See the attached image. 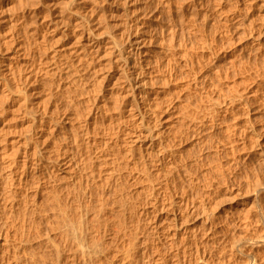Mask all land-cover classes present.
<instances>
[{"label":"rangeland","instance_id":"374dc122","mask_svg":"<svg viewBox=\"0 0 264 264\" xmlns=\"http://www.w3.org/2000/svg\"><path fill=\"white\" fill-rule=\"evenodd\" d=\"M26 1L27 4H25L24 10L29 13V18L32 21L31 27L33 24L37 25L39 21L43 20L50 23L52 22V25L58 27L55 33L56 38H52L55 49L60 50L63 53V57L76 60L77 65L72 67L70 66L69 70L67 71L68 73L65 74V82L71 84L75 90H73L72 87L67 88V85H65L64 91L69 93L70 96L74 97L75 103H77L76 105L80 111L79 113H82L81 115H84L85 117L89 110L88 107L90 108L94 100L99 101L100 105L104 103L107 106L104 107L107 117L103 120H100L99 123L97 122V124H94L95 127L92 125L90 129V137L99 142L100 145H103L104 141L112 140V138H114V130L115 127H117L116 124L119 125V123H121L120 126L129 129L131 120L128 117L130 116L128 109L131 103V97L125 96L121 90L123 81H117L118 75L115 77L113 76L116 74V72H114L115 64L111 62L112 57L110 55H105L103 51L97 54H94L95 52H93L88 54L90 56L94 55V61L91 64L88 65L83 62L78 64V56H82L84 52L88 53L89 49V44H86L84 41L85 38L81 39L80 41H76V34H80L83 31V29H81V24L79 23V18L81 16L77 17L76 15H83L84 9L82 8V3L85 0L77 1V8L75 9H72L70 5L64 6L66 3L65 0ZM247 1L248 0H225L224 2L218 0H133L130 3L131 10L138 11L142 22L145 23L142 28L143 34L146 36H153H151L153 40L148 41L144 47L145 50L149 51V53L145 55V58L146 60L150 59V61L148 63L145 62L148 65H145L146 69L144 73V81H142V83H144L143 87L145 89L151 90L153 93L158 91V94L162 96V101L164 103L156 110L155 120L157 129L160 133H166V135H168L175 147V150L178 151L179 157L183 160V162H185V168L183 167L180 170L181 177L178 179L180 182L177 180V183L180 185V188L183 185L181 190L185 189V191L188 189L192 190V188L195 189L193 185L196 184L195 186L198 188H196L195 192L193 191L194 193H192V195L195 198L199 197L200 195L202 198L204 197L203 199H206L205 201L208 205V209L204 213L200 212L197 217L183 225L182 228L185 227L184 229L188 230V238H179L177 241L178 243L176 242L177 244L171 245L170 242L174 239L163 237L162 243H164V245H161V251H159L160 249L157 250V248H154V246L152 247L153 239H155L153 225L151 226L150 223L147 224L148 222L142 216L134 214L132 218L133 221L129 217V207H134L135 205L137 206V204L140 206L141 203L142 206L146 204L144 207L146 209H151V200H149V197L147 196L148 194L144 193V191H141V187L145 185V182L142 181L141 183L136 184V186L135 184L126 183V176L127 173H129L130 167H132V165H129L130 167L127 166V163L123 161L122 156L118 158V160L120 159L118 162L113 161L112 163L111 159L106 161L99 159L98 156H100V154H98L93 158V161H88V164L84 165L86 155L85 150L82 148L79 154L76 155L75 164L78 163L76 167L79 168L76 169H78V173H82L83 178H85L84 176L87 174V180L82 178V183L79 180L76 182V184H72L67 177H64L63 180H60V182L57 181L61 188L64 187L62 188L63 193L67 194V192L70 193L72 192L71 190H73L72 194H74V199H76L75 202H77L81 199V196L82 198L84 197L83 193L86 190L85 188H88V183L89 185L92 183V185L95 186V184L99 183L102 179L108 177V173L112 171H115L114 173H111L114 180L116 182L122 183L124 186L123 190L120 192L122 193L124 200H121V196L115 195V190L113 191L112 189L114 185H106V187L104 186L103 188L105 192L103 194H105L106 199L108 197V203L111 204V207H109L114 208L115 211H110L106 215V218L108 216L107 219L110 221L109 223H111V226L107 229V231L103 232V230L100 228V233H94L96 234L95 242L98 240V243H100V248L98 249H101L102 247V250L104 251L103 252L100 250L102 252L100 256H107V261L105 260V263L103 262L102 264H149L148 262L150 260V262L158 260L155 262V264H201L203 262L202 258L200 257H202L205 251H210V255H214L216 253L214 256H220L218 253H221V255L223 254L222 257H219L220 260L223 259L220 261L221 263H217L218 261L215 262L218 259L214 258L215 261L213 260L214 262H210V264H252L253 260L256 258V260L261 261L263 259L261 264H264V254L262 251L254 248L257 252L254 250L252 253L254 256H256V258H254L250 251L247 252L249 249V244L247 242H252V237H262L259 235L260 232L261 235L263 234L264 236V230H260L259 228L261 222L259 217V209L262 208L264 211V199L262 198L264 196V165L262 164L260 157V153L264 151V17L262 16L264 14V7L261 9L257 8V6L261 5L262 2L264 3V0H249L251 1L250 4L252 6V10L247 9V7L250 5ZM98 2L100 6L99 8L101 9L99 12L100 14H98L101 17L96 18L95 20L98 21L99 19L98 23L89 19V22H83L85 24L83 26L98 27V34H101L103 38L105 37L108 39L109 35L113 36L119 32L121 28V22L125 17V6L116 0H109L110 5H108L109 3L106 4L105 0H98ZM21 8L22 6H20L18 10ZM76 10L78 11L77 13ZM202 14L205 15V17H203ZM182 16L185 18L187 17L186 20L189 22H191L193 18V21H195L194 23H196V27L194 24H190L189 22L188 23L190 25L187 24L185 26H181L179 20ZM206 17L207 22L205 21ZM90 22L93 23L91 24ZM237 26H240V28ZM31 27L30 31L32 32L36 27ZM79 27L80 29L78 30ZM182 27L184 30H182ZM218 32L221 33L219 34ZM8 33H11V30H9ZM15 35L18 40H22L25 37L22 32L20 34L15 33ZM31 35L32 36L30 38L33 39V36L35 35ZM206 36L208 37L206 38ZM202 39L210 41L208 48H210V46H215L213 48L217 50L216 51L214 49L220 57L219 59L211 57V61L209 62L213 61L214 63H205L206 60H209L207 58L208 45L204 46L203 41L205 42L206 40ZM213 39L215 41L211 42ZM40 40L41 39L37 40L36 43ZM2 41L4 42V40ZM3 42L0 46V66L4 65V63L6 64L13 56L19 57L20 61L30 62L31 55H25L22 49L18 48L19 45L14 44V46L10 42V44L7 43L6 46H3ZM32 45L34 46V43ZM17 52H19V55H15ZM219 52H221V54H219ZM167 57H170V60L167 59ZM204 58L206 60H203ZM166 60L167 64L170 63L168 66L165 64ZM64 72L66 71L64 70ZM70 72L78 73L71 75L69 74ZM169 72L172 75L171 79L166 76L170 74ZM217 72L222 76L218 75ZM209 73H211V76ZM216 74L218 76H216ZM107 75L113 77H110L108 82L105 78ZM174 76L175 78H173ZM217 80L220 81L222 85ZM206 82L210 84H207ZM213 82H215V85ZM103 85H105L104 88ZM209 85L211 88H213L209 89L214 92L216 91L215 93H219V96L221 97L225 95L226 98H230V96H233L234 94L240 95L242 92H244L241 96L245 95L243 96L244 98L249 97V99H251V105L248 108L243 107V110L239 109V111L241 110L240 112L245 113L247 116L244 114L246 117H240L239 120L237 119L238 121L236 120L237 125L239 123L240 127L236 137V144H230V146L226 135H224L225 137H223V135L221 136L222 141H225L226 144L229 145L227 146V153L229 152L228 154L230 156L231 153L232 155L234 154V157L232 156V158H230L229 155L226 156V150L221 148L222 145L220 144V146L219 143H217L219 148L225 150L221 151L223 155L221 152H218V145H216V143L213 145L214 149L209 148L210 144L207 143H211V141H207L209 140L208 137L206 138V136H204L203 138V134L201 133L200 135V133L196 130V127L194 128L190 121H187V119L196 120L198 117L201 118L200 115L204 113L205 106H207L205 103L208 99H205L206 97H203L204 95L201 92H203V88L205 86L209 87ZM208 100L209 101L207 103L209 105L210 98ZM119 101L121 102V106L118 103ZM187 114H190L191 116ZM188 116L191 119H189ZM192 116L195 117L193 118ZM109 117H113V121L110 123V125L108 121ZM185 117L187 119H185ZM84 119L82 118V121ZM225 119L226 118H224V120ZM247 119L249 120L248 124H246ZM198 120L196 121L198 122ZM231 120H233V123ZM225 121L224 126H226L227 123L228 125H235V119L232 117H228V119ZM78 125L79 123H77L75 120L66 119L62 123V129L59 133L58 140L62 142L63 145L71 143L74 136L79 131V129H76ZM21 127L22 126L19 123V126L15 131L3 132L2 129L5 131L7 124L0 122V140L6 138V142H9H7V145L9 148H11L13 146L15 137H17L22 132ZM245 129L247 131H245ZM205 133H207V131H205ZM243 135H246V137ZM125 136L126 137H124V140L126 142L130 141V139H136L132 134H125ZM202 140L207 142L204 143ZM6 142L0 144V149H3V147L6 146ZM142 143V140H140V142H136L134 145H127L128 148L132 149L131 154H133L134 158L137 160L142 154V150L139 149V146ZM204 144L208 147H206ZM231 147L233 149L236 148L234 149L236 151L234 152L233 150L232 152ZM110 152L111 151L109 150L105 151L106 154H111ZM113 153L114 152H112V154ZM235 153L239 159L237 156V158L235 157ZM218 156L219 158H217ZM228 161H230V163ZM231 161L235 162V164ZM225 162H227V164ZM91 169L96 172L101 171L102 174L100 176L98 174L95 175L90 172ZM136 171H139V168H135V170H133L134 173ZM88 173H91L92 175ZM120 174H126L123 175L126 179L124 180L121 178ZM119 177L120 180H118ZM189 178H196L194 180L195 183H191ZM36 185L33 188L31 186L30 191H33L36 188ZM184 186L187 188H184ZM66 187L70 188L71 190L67 189ZM99 191L100 189H97L94 194L96 196L98 193L101 194ZM87 194L89 195L86 190L85 195L87 197L85 196L86 198L84 197L85 199L83 198L82 200L83 203L86 201L89 204V201H87L89 200V196ZM95 198L98 199L97 197ZM87 203L85 206L88 205ZM120 208L124 209L122 214L125 216H120L117 219V215H120ZM248 208L250 212L248 217H250L251 220H247L248 218L246 217V210ZM86 218L87 222L89 223L87 224L90 226L89 228L92 226V228H98L96 224L97 218L95 217L93 208L89 213H87ZM161 221L160 223L162 224ZM210 225L212 229L214 228L213 230H210ZM245 225L249 227V229L246 228ZM258 230L260 231L258 232ZM182 232L180 231L179 233ZM94 234L90 236L93 240ZM13 235L14 233L12 234V241H14ZM98 235L100 236L99 238ZM195 235H197V238ZM90 237L89 239L92 241ZM221 238H225L227 241L231 242L230 244L228 242V248L226 247L227 251L225 249V251H219V249H217V242L220 241ZM90 240L88 241L92 243ZM214 241L216 242L214 243ZM102 242L104 244H102ZM244 243H247L248 245H245ZM241 244H244L242 245L243 247H241ZM145 246L154 252L149 251L148 253L150 255L148 256V259L146 258L142 259L143 261H139L138 259L140 258V252H143ZM231 246L233 249L230 248ZM202 247L205 248V251ZM244 247L247 250L242 249ZM199 250L200 252L202 250L203 251L200 253ZM194 251H197L198 253ZM195 256L196 259H194ZM249 256L251 258H248ZM161 259H163L162 263L160 261ZM79 260V264H84L82 259Z\"/></svg>","mask_w":264,"mask_h":264},{"label":"bare ground","instance_id":"6f19581e","mask_svg":"<svg viewBox=\"0 0 264 264\" xmlns=\"http://www.w3.org/2000/svg\"><path fill=\"white\" fill-rule=\"evenodd\" d=\"M65 1L66 3L64 4V6L70 5L72 9H75L77 8L76 2L79 0ZM116 1L122 3L125 6V17L121 22V28L119 32L113 36L109 35L108 39H106L105 37L103 38L101 34H98V27L93 25L92 26L94 28L90 26V28L83 26L85 25L83 23L84 21L89 22L91 20L98 23L99 19L98 21H95L96 18L101 17L98 15L101 11V9L99 8L100 6L98 0H85L82 3V8L84 9L83 15H76L77 17L81 16L79 18V23L81 24V29H83V31L81 30L82 33L76 34V41H80L81 39L85 38L84 41L86 42V44H89L88 53L84 52L82 56H78V64L80 62L86 63L88 65L91 64L94 61V55L90 56L88 55L89 53L95 52L94 54H97L103 51L105 55H110L112 57L111 62L115 64V70H113L114 72H116V74L113 76L115 77L116 75H118L117 81H123L121 90L123 91L125 96L131 97V103L128 109V111L130 112V116L128 117L131 120L129 129L120 126L121 123H119V125L116 124L117 127H115L114 130V138H112V140H106L103 142V145H100L99 142L90 137V129L92 125L97 124V122L99 123L100 120H103L107 117V113L104 110V107L107 106L104 103L100 105L99 101L94 100L90 108L88 107V113L84 117V115H81L82 113H79L80 111L78 110V107L76 105L77 103H75L74 97L70 96L69 93H66L64 91L65 85H67V88L72 87L71 84L65 82V74L68 73L67 71L69 70L70 66L72 67L77 64L76 60L63 57V53L60 50L55 49L52 38H56L55 33L58 27L52 25V22L50 23L43 20L38 22L39 25L35 23L38 26L33 24L34 26L32 25V27L36 28L31 32L30 27L32 21L29 18V13L24 10L27 1L0 0V46L3 42L2 40H4L3 46H6L7 43L10 44L11 42L12 45H19L18 48L22 49L25 55H31L30 62L20 61L19 57L13 56L10 58L11 60H9L6 64L4 63V65L0 66V122H4L5 124H7V128L5 129V131L4 129L2 130L3 132H13L18 128L19 123L22 126V132L17 137H15L13 146L11 148H9V146L7 145L8 141L6 142V138L0 140V144L6 142V146H4L3 149H0V264H79V259H82L84 264H102L107 259V256L105 255L100 256L102 253L100 251L102 250V247L101 249H98L100 248V243H98V240L97 242H95L96 234H94L100 233L101 229L103 230V232L107 231V229L111 226V223H109L110 221L107 219L108 216L106 218V215L110 211H115L114 208H110L111 204L108 203V197L106 199L105 194H103L105 193L103 188L104 186L106 187V185H114L115 188L113 187L112 189L113 191L115 190V195L121 196V200H124L122 197V193H120L123 190L124 186L122 183L116 182L114 180L111 173H114L115 171L109 172V176L102 179L99 183L95 184V186L92 185V183H90V185L88 183V188L85 189L89 193V195L87 194L89 196V200H87L89 201V204L85 201L88 204L85 206L86 203L84 202V204L82 200L86 196L85 190L83 193L84 197L82 198L81 196V199L77 201V207V202H75L76 199H74V194H72L73 190L66 187L72 192H67V194L63 193L62 188L64 187L61 188L58 182H60V180H63L64 177H67L72 184H76V182H78L79 180L82 183V173H78V169H76L79 168L76 167L78 163L75 164L76 155L79 154L82 148L85 150L86 155L84 165H87L88 161H93V158L98 154H100V156H98L99 159L103 161L111 159L112 163L113 161L118 162L120 160H118V158L122 156L123 161L127 163L126 165H132V167L129 166L130 171L129 173H127V179L123 176L126 174H120V177L124 180L126 179L125 181L127 184H135V186L142 181L145 182V185L141 187V191H144V193L148 194L147 196L149 197V200H151V209H146L144 207L146 206V204L142 206V203V207L138 204L134 207L131 205L132 207H129V217L133 221L132 218L134 214L142 216L148 222L147 224L150 223L151 226L153 225L155 239H153L152 247L154 246V248H157V250L161 248V245H164V243H162L163 237L170 239L173 238L174 240H171L170 242L171 245L177 244L179 238H188V230L184 229L185 227L182 228L183 225L186 222L197 217L200 212L204 213L208 209V205L205 201L206 199H203L204 197L202 198V196L200 195L199 197L195 198L192 195V193L195 192L196 188H198L195 186L196 184L193 185L195 189L192 188V190L188 189L187 191H185V189L181 190L183 185L181 184L182 186L180 188V185L177 183V180L181 177L180 170L185 166V162H183V160L179 157V153L177 150H175V147L168 135H166V133H160L157 129L155 120L156 110L164 103L162 101V96L158 94V91L153 93L151 90L145 89L143 87L144 83H142V81H144L143 79L146 69L145 65H148L145 62L148 63L150 61V59L146 60L145 58V55L149 53V51L145 50L144 47L148 41L153 40V36H146L143 34L142 28L145 23L142 22L138 11L131 10L130 3L133 0ZM218 1L224 2L225 0ZM105 2L106 4H108L109 0H105ZM247 2L248 4L251 3V1L249 0ZM108 5H110V3ZM20 6H22V8L18 10ZM262 7H264L263 2L261 5L257 6L258 9H261ZM251 8L252 6L250 4L247 9L252 10ZM77 12L78 11L76 10V13ZM183 16L179 20L181 26H185L189 23L194 25L196 24L194 23L195 21H193L192 17L191 22H189L186 20L187 17L185 18ZM262 16L264 17V14ZM203 17H205V15H203ZM208 17L211 18L210 16ZM206 20L207 17L205 21ZM93 22L90 23L92 24ZM237 27L240 28V26ZM79 29L80 27L78 28V30ZM9 30H11V33H8ZM182 30H184V28ZM21 32L25 37L22 40H18L15 33L20 34ZM31 34L35 35L33 36L34 40L30 38L32 36ZM207 37L208 36H206V38ZM39 39L41 40L36 43V41ZM32 41L34 43V46L32 45ZM207 41L208 40H206L205 42L203 41L204 46L208 45L207 58L209 60H206L205 56V58L203 59L206 60L205 63L211 61V57H214L215 59H219L220 57L218 53H216L217 50L213 48L215 46H210V48H208L210 41ZM214 41L215 40L213 39L211 42ZM219 54H221V52H219ZM15 55H19V52H17ZM169 58L170 57H167V59ZM209 63L214 62L212 61ZM165 64H167V60ZM64 70L66 72H64ZM75 73L78 72H70L69 74L74 75ZM209 74L211 76V73ZM217 74L220 75L218 72ZM217 74L216 76H218ZM166 76L170 79L172 77L171 73ZM110 77L112 76L107 75L105 77L107 79V82ZM173 78H175V76ZM218 82L221 84L220 81ZM213 83L215 85V82ZM104 87L105 85H103V88ZM209 88L213 89L209 85V87L205 86L203 88V92H201L204 95L203 97H206L205 99L210 98V103L208 105L207 102L209 100L207 99L205 103V105L207 106H205L204 113H202L203 111L201 112V118H199L197 115L199 120H196H198V122L195 119H191L189 117L191 116L190 114L187 115H189L188 117L191 120H188L186 118L187 116L185 117V119H187V121H190L191 125L194 128L196 127V130L200 133V135L201 133L203 134V138L204 136H206V138L208 137L209 140H206L211 141V143H207L210 144L209 148L214 149L213 145H215V143L216 145H218L217 143H219V145H222L221 148H224L226 151L219 148L218 145V152L225 151L227 153V146H229L230 144L234 145V143L237 141L236 137L238 134V129H240V127L239 123L237 125L236 120H239L240 117L242 118L247 116L245 113L240 112L241 110L239 111V109H242L243 107L248 108L251 105V99L247 97L248 95L246 96L247 98L243 97L245 95L241 96L244 93L242 91L240 95L234 94L235 96H230V98H226L224 94L223 95L225 97H221L219 96V93L217 94L215 93L216 91L214 92ZM72 89L75 90L74 87H72ZM118 103L121 106V102L119 101ZM192 117L194 118L195 116ZM228 117H232L233 119H235L234 124L236 126L228 125V123L226 124V126H224L226 122L225 120L228 119ZM82 118L85 119L82 121ZM224 118L226 119L224 120ZM66 119H73L77 123H79L76 128L77 130L79 129V131L76 133L71 143L63 145V143L60 142L58 138L59 133L62 129V123ZM108 121L110 125V123H112L113 121V117H109ZM231 121L233 123V120ZM248 121L249 120L247 119L246 124H248ZM205 131H207V133H205ZM245 131L247 130L245 129ZM125 134H132L136 139H130V141L126 142L124 140V137H126ZM222 135L223 137H225L224 135H226L229 145H227L225 141H222ZM244 137H246V135ZM140 140H142L143 142L139 146V149L142 150V154L137 160L134 158V155L131 154L132 149L128 148V146H131V144L134 145L136 142H140ZM231 149L233 152V150L236 148L233 149L231 147ZM106 150L111 151V154H106ZM235 151L236 150H234V152ZM112 152L114 153L112 154ZM228 153L226 154V156L229 155ZM232 156L234 157V154L232 155L231 153L230 158H232ZM236 156L237 155L235 153V157ZM260 157L261 162L264 165V151L260 153ZM217 158H219V156ZM228 162L230 163V161ZM225 163L227 164V162ZM233 163L235 164V162ZM135 168H139V171H136L134 173L133 170H135ZM90 172L95 175L98 174L99 176L102 174L101 171L96 172L92 169ZM91 173L88 174L92 175ZM86 176H84L85 178L83 179H86ZM120 177L118 178V180H120ZM195 179L191 178L190 182H194ZM35 185L36 188L33 191H30V187L32 186L33 188ZM185 187L186 186H184V188ZM97 189H100L99 192L101 194L98 193V195L100 196H96L94 194ZM95 197H97L98 199H96ZM262 198L264 199V196ZM92 208L95 212V217L97 218V229L92 228L93 226L89 228V223L86 220V215L90 212V210H92ZM123 212L124 209L120 208V215H117V219L120 216H125L124 214H122ZM259 212V217L261 220L259 228L260 230H264V211L261 208L259 209ZM249 213L250 212L248 208L246 210V217L248 218L247 220H251V218L248 217L250 215ZM160 221L162 222V224L160 223ZM246 225L245 227L249 229V227H247ZM211 229L212 227L210 225V230ZM260 230H258V232ZM180 231L183 232L179 233ZM13 233L14 241H12ZM93 234L94 240L90 237ZM99 235L98 238L101 236ZM259 235L262 237H252V242H247L249 245L247 243H244L245 245L247 244L249 246L248 250L245 247L242 249L247 250V252L250 251V253L257 249L262 251L264 254V236L263 234L261 235V232ZM196 236L197 235H195V237ZM89 237L92 239V241L89 239ZM88 240H90L92 243H90ZM215 242L216 241H214V243ZM228 242L229 244L231 243L225 238H221V240L217 242V249H219V251H223L224 249L227 251L226 247L228 245ZM102 244L104 243L102 242ZM244 244H241V247H243L242 245ZM202 248L205 251V248ZM230 248H232V246ZM149 251L151 250H149V248L145 246L143 252H140V258L137 259L139 261H143L142 259L146 258L148 259V256L150 255L148 253ZM159 251H161V249ZM163 251L162 253L164 254ZM197 251L194 252L198 253ZM205 252L203 253V255L199 253L200 255H202V257L200 258H202V262L204 264H210V262H214L216 258L218 259L215 261H218L217 263H221L220 261L223 260L219 259V257L223 256V254L221 255V253H218L220 254V256H214L216 253L214 255H210V251L208 253ZM252 255L254 256L253 253ZM248 258L251 257L249 256ZM254 258H256V256H254ZM194 259H196V256ZM256 259L253 260L252 264H261L263 261V259L262 261ZM162 260L163 259L160 260L161 263ZM150 261L148 262L149 264H155V262L158 260H155L154 262Z\"/></svg>","mask_w":264,"mask_h":264}]
</instances>
